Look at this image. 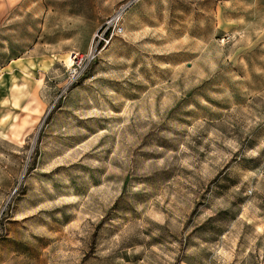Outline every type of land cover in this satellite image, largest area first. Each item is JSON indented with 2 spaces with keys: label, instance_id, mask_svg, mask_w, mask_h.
Returning a JSON list of instances; mask_svg holds the SVG:
<instances>
[{
  "label": "rangeland",
  "instance_id": "374dc122",
  "mask_svg": "<svg viewBox=\"0 0 264 264\" xmlns=\"http://www.w3.org/2000/svg\"><path fill=\"white\" fill-rule=\"evenodd\" d=\"M67 22L1 75L0 264H264V0Z\"/></svg>",
  "mask_w": 264,
  "mask_h": 264
},
{
  "label": "crops",
  "instance_id": "0c3cea01",
  "mask_svg": "<svg viewBox=\"0 0 264 264\" xmlns=\"http://www.w3.org/2000/svg\"><path fill=\"white\" fill-rule=\"evenodd\" d=\"M127 1L113 2L116 7L109 18ZM128 11L122 15L123 19ZM63 18L68 20L69 25L76 24L64 29L70 32L66 38L80 37L79 31L89 25L85 28L89 31L85 35L86 44L81 48L83 53H87L92 47L95 33L107 21V0H0V77L29 63L32 51L36 56L46 57L49 51L48 32L57 29L56 24ZM17 77L15 72H11V82L7 88L9 96L18 85ZM2 84L4 77L0 79V86H4ZM5 99L1 97L0 103Z\"/></svg>",
  "mask_w": 264,
  "mask_h": 264
},
{
  "label": "built area",
  "instance_id": "2783aa9c",
  "mask_svg": "<svg viewBox=\"0 0 264 264\" xmlns=\"http://www.w3.org/2000/svg\"><path fill=\"white\" fill-rule=\"evenodd\" d=\"M138 1L139 0H128L111 18H109L105 22L98 34L100 41H104V44H107V42H109L114 35L122 34L124 32V27L121 23L122 15L132 6H134ZM108 31H110V33ZM74 54L75 57L79 55V53L76 52H74ZM74 74H77V71H75Z\"/></svg>",
  "mask_w": 264,
  "mask_h": 264
},
{
  "label": "trees",
  "instance_id": "16d2710c",
  "mask_svg": "<svg viewBox=\"0 0 264 264\" xmlns=\"http://www.w3.org/2000/svg\"><path fill=\"white\" fill-rule=\"evenodd\" d=\"M72 87H73V84H71V85L69 86L68 90L71 89ZM52 112H53V110H52ZM52 112H51V113H52ZM51 113H50L49 116L47 117V120L50 118Z\"/></svg>",
  "mask_w": 264,
  "mask_h": 264
}]
</instances>
